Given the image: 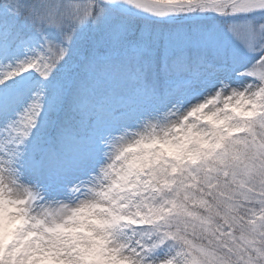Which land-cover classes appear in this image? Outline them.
Segmentation results:
<instances>
[{
  "label": "snow or ice",
  "instance_id": "snow-or-ice-1",
  "mask_svg": "<svg viewBox=\"0 0 264 264\" xmlns=\"http://www.w3.org/2000/svg\"><path fill=\"white\" fill-rule=\"evenodd\" d=\"M0 264H264V0H0Z\"/></svg>",
  "mask_w": 264,
  "mask_h": 264
}]
</instances>
